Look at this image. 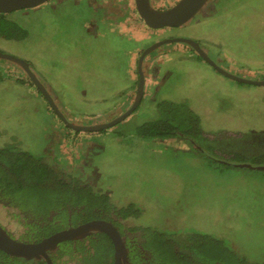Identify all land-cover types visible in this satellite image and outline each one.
I'll list each match as a JSON object with an SVG mask.
<instances>
[{
  "label": "rangeland",
  "instance_id": "1",
  "mask_svg": "<svg viewBox=\"0 0 264 264\" xmlns=\"http://www.w3.org/2000/svg\"><path fill=\"white\" fill-rule=\"evenodd\" d=\"M176 1L152 4L169 7ZM87 3L47 0L11 11L8 16L28 36L0 38L1 51L31 62L50 78L69 120L107 122L125 113L136 95L141 49L165 36L195 37L209 57L224 60L225 66L218 63L226 71L264 79V0H213L192 22L159 29L146 26L133 0H124L125 12L105 21L102 31L89 27ZM146 59L139 103L99 134L65 126L35 86L27 87L24 70L0 60V146L15 144L39 157L45 153L72 172L78 169L75 173L85 180L91 177L85 174L90 164H96V187L107 190L117 206L134 202L141 209L139 216L123 219L124 225L175 233L178 242L187 233H208L250 264H264V170L223 164L209 148L201 152L186 138L150 137L143 129L161 108L183 104L199 116L203 133L212 138L208 146L227 151L221 147L233 142L228 135L264 130V85L223 76L183 42L168 43ZM165 73L169 77L157 92L154 85ZM94 135L93 162L89 158L88 168L79 167ZM0 225L15 238L22 230L19 217L1 204Z\"/></svg>",
  "mask_w": 264,
  "mask_h": 264
},
{
  "label": "trees",
  "instance_id": "2",
  "mask_svg": "<svg viewBox=\"0 0 264 264\" xmlns=\"http://www.w3.org/2000/svg\"><path fill=\"white\" fill-rule=\"evenodd\" d=\"M8 13L0 12V38L25 39L28 31ZM143 127L144 134L150 137L179 136L190 140L201 152L209 148L223 164H264V130L228 135L234 137L233 142L229 147H221L227 151L209 147L208 140L212 138L203 133L199 116L183 104H178L175 109L161 108L159 117L146 122ZM144 134L140 133L148 137ZM44 155L36 156L15 144L0 146V204L19 217L22 230L18 239L37 242L66 228L69 222L77 224L105 219L124 235L129 264H250L220 238L208 233H187L178 242L175 233L168 234L149 226L124 225L123 219L140 215L141 209L134 202L115 205L109 192L96 187L91 178L82 179L75 173L78 169L72 172L56 158ZM76 160L74 158L78 162ZM58 246L57 251L49 253L52 264L114 263L113 243L103 232L66 240ZM0 264H46V261L44 258L23 260L0 250Z\"/></svg>",
  "mask_w": 264,
  "mask_h": 264
},
{
  "label": "water",
  "instance_id": "3",
  "mask_svg": "<svg viewBox=\"0 0 264 264\" xmlns=\"http://www.w3.org/2000/svg\"><path fill=\"white\" fill-rule=\"evenodd\" d=\"M45 1L47 0H0V12L7 13L20 9L32 8L44 3ZM152 1L153 0H134L138 16L143 20L146 26L152 29H158L162 27H176L184 25L186 23H190L194 19H196L195 17H197L199 13L201 14L202 12H204V10L207 9L213 2V0H177L172 6L164 9H158L153 6ZM171 42H183L190 45L192 48H195L196 52L202 59H204L207 63L212 65L215 69H217L227 77L244 83L264 85V79L251 80L242 78L217 66L207 56L205 51L201 49L198 44L191 38L163 37L161 39L153 41L142 51L137 65L138 83L136 88V95L131 106L125 113L107 122L103 121L98 123L86 124L76 123L75 121H67L63 116L62 118L64 119L65 126L73 129L74 131H97L99 129H103L115 124L116 122L122 120L129 113H131L139 103L144 91L145 71L142 65L144 56L154 51L161 44ZM0 60L10 61L23 68L28 73L32 81L36 85H38V87L44 93H46V91L43 90L42 82L37 78L36 74L31 71L27 61L18 56L2 51H0ZM49 100L51 99L49 98ZM53 107L55 109V112H57L58 114H62L57 109V106L53 104ZM235 165L240 167L258 168L264 170V164L252 166L248 163H236ZM96 231L107 234L111 239L114 247L113 264L128 263V251L125 246L124 236L119 233L117 227L111 221L104 219H93L84 223H80L76 226H69L68 228L56 231L55 233H52L51 235L44 237L37 242H26L21 239H17L13 237L3 226L0 225V250L11 256H15L23 260L44 258L46 264H52L51 259L48 255V251L56 250L58 244L63 241L80 239Z\"/></svg>",
  "mask_w": 264,
  "mask_h": 264
},
{
  "label": "flooded vegetation",
  "instance_id": "4",
  "mask_svg": "<svg viewBox=\"0 0 264 264\" xmlns=\"http://www.w3.org/2000/svg\"><path fill=\"white\" fill-rule=\"evenodd\" d=\"M123 1L124 0H122V1H120V3H116L114 0H88V3H87V5H88V7H89V12L91 13V15H90V17H89V19H88V25H89V27H91V28H95L96 26H98V27H101V31H102V29L104 28V22L105 21H107V22H111V21H113L115 18H119V17H121L122 16V12L121 11H123V13L125 12V9H126V5H125V3H123ZM133 2H134V0H133ZM134 6H135V4H134ZM168 7V6H167ZM167 7H157L158 9H164V8H167ZM121 10V11H120ZM120 11V12H119ZM137 12V11H136ZM102 33V35H103V32H101ZM165 37H167V38H169V36H165ZM170 37H174V36H170ZM200 38V37H199ZM193 40L194 39H197V38H195V37H193L192 38ZM201 39V38H200ZM156 41V40H155ZM195 41V40H194ZM197 44H198V46L201 48V49H203L204 51H205V53H206V47H203L204 45H199V43L197 42V41H195ZM168 44V43H167ZM167 44H161L158 48H156L155 49V51H154V53L152 52H150V53H148L147 55H145L144 56V59H143V62H142V65H144V63L146 62V57L149 55V56H151V54L153 55V56H155V55H157L158 53H160V52H162L163 51V49H166V46H167ZM149 45V44H148ZM148 45H145L146 47L148 46ZM143 47L142 49H141V51H140V53H139V55H138V58L136 59V65H135V67H136V70H137V65H138V59H139V57H140V55H141V53H142V51L146 48V47ZM187 46L190 48V50H193L194 52H195V54H196V56H197V58L198 59H200L201 61H203L204 62V59H202L201 57H200V55L196 52V50H195V48H191L190 47V45H188L187 44ZM207 54V53H206ZM208 56V55H207ZM127 57V55H125L124 56V58H126ZM209 57V56H208ZM212 61H213V63H215L217 66H219V67H221L222 68V66H225L224 65V60H221V59H217L216 57H214L213 55H212V57H209ZM206 62V61H205ZM218 62H222L223 63V65L221 66V64H219ZM28 65H29V67H30V69H31V71H33V72H35L36 73V75L38 76L37 78H40V81L42 82V85H43V90H45L46 91V93H44L39 87H38V85H36L31 79H29L28 78V73L24 70V72H23V74H25V77H27L28 78V84H27V87H28V85H30V84H32V85H34L35 86V88H36V90H37V92L42 96V97H44L45 98V100H46V102H47V104H48V106L51 108H53L54 109V107H53V104L55 105V106H57V109L62 113V114H58L57 112H56V115L58 116V118H59V120L60 121H62V123H63V121H64V119L62 118L63 116H64V118L65 119H67L68 121H72L71 119L69 120V117L67 118L66 116L68 115V113H65L66 112V110L63 108V106H62V104H61V100H59L60 99V97H58L57 95V91H56V87L53 85V88L51 87V83L49 82V77H44V76H42L37 70H36V68H34L33 67V65L31 64V62H28ZM21 68V67H20ZM214 68V67H213ZM22 69V68H21ZM20 69V70H21ZM215 69V68H214ZM216 70V69H215ZM217 71V70H216ZM22 73V72H21ZM28 76H27V75ZM138 74V73H137ZM162 74H164V73H162ZM161 74V75H162ZM153 75H156V74H153ZM160 75V76H161ZM169 77V75H168V73H165V75H163V76H161V78L159 79V81L157 82V83H155V85H154V89H155V91H159L160 90V88H161V85L163 84V81H164V79H166V77ZM137 81H138V78H137ZM55 88V89H54ZM49 98L51 99V100H49ZM51 108V109H52ZM55 110V109H54ZM65 111V112H64ZM67 114V115H66ZM95 122H97V121H95ZM90 132H97V134H99V132H100V130L99 131H88V132H86V133H90ZM100 136V135H99ZM94 137H96L95 135L94 136H90V141H93V142H88V143H86V151L88 152V154L86 153V152H84V151H82V155H83V159L80 161V163L81 164H79L78 166L79 167H83V166H86L87 168H88V165L91 163V162H88V159L90 158L91 160H92V158L90 157V156H92L94 153H97V151H95L96 150V147H97V143H96V141H95V138ZM92 162H93V160H92ZM97 167V165L96 164H90V166H89V168H91V171H88V173H85L86 175H87V177H90L91 178V180H93V181H95V182H97V179L99 180V174H98V172L95 170V168ZM86 175H85V177H86ZM86 177V178H87ZM94 178V179H93ZM95 182H93L94 184H95ZM105 191V190H104ZM105 220V219H104ZM78 224H80V223H77V224H73L72 222H69V224H68V226L66 227V228H68L69 226H76V225H78ZM118 229V228H117ZM118 231H119V229H118ZM119 233H120V231H119ZM90 235V234H89ZM122 236H124V235H122ZM84 238V237H83ZM17 239H18V237H17ZM81 239V238H80ZM59 245V244H58ZM58 247L59 246H57V248H56V250H54V251H57V249H58ZM54 251H48V255H49V253L50 252H54ZM50 257V256H49ZM126 264H129V263H126Z\"/></svg>",
  "mask_w": 264,
  "mask_h": 264
},
{
  "label": "bare ground",
  "instance_id": "5",
  "mask_svg": "<svg viewBox=\"0 0 264 264\" xmlns=\"http://www.w3.org/2000/svg\"><path fill=\"white\" fill-rule=\"evenodd\" d=\"M156 8V7H155ZM136 9V8H135ZM143 21V20H142ZM145 24V23H144ZM159 29V28H158ZM172 43V42H171ZM191 47V46H190ZM192 48V47H191ZM1 51V50H0ZM2 52H5V51H2ZM6 53V52H5ZM10 54V53H9ZM26 61V60H25ZM205 61V60H204ZM209 64V63H208ZM212 66V65H211ZM213 67V66H212ZM23 69V68H22ZM24 70V69H23ZM217 70V69H216ZM218 71V70H217ZM219 72V71H218ZM220 74H222L221 72H219ZM223 75V74H222ZM223 76H225V75H223ZM29 77V76H28ZM227 77V76H226ZM30 78V77H29ZM228 78H230V77H228ZM31 79V78H30ZM230 79H232V78H230ZM32 80V79H31ZM233 80H235V79H233ZM235 81H237V80H235ZM240 82V81H239Z\"/></svg>",
  "mask_w": 264,
  "mask_h": 264
},
{
  "label": "clouds",
  "instance_id": "6",
  "mask_svg": "<svg viewBox=\"0 0 264 264\" xmlns=\"http://www.w3.org/2000/svg\"><path fill=\"white\" fill-rule=\"evenodd\" d=\"M131 106V105H130ZM67 120V119H66ZM68 121V120H67ZM98 122H103V121H97V122H93V123H98ZM76 123H80V122H76ZM83 124H86V123H83ZM100 130V129H99ZM98 131V130H97ZM79 132H82V131H79Z\"/></svg>",
  "mask_w": 264,
  "mask_h": 264
},
{
  "label": "crops",
  "instance_id": "7",
  "mask_svg": "<svg viewBox=\"0 0 264 264\" xmlns=\"http://www.w3.org/2000/svg\"><path fill=\"white\" fill-rule=\"evenodd\" d=\"M120 12V11H119Z\"/></svg>",
  "mask_w": 264,
  "mask_h": 264
}]
</instances>
